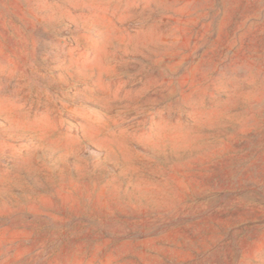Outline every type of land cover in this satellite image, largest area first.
Returning a JSON list of instances; mask_svg holds the SVG:
<instances>
[{
  "label": "rangeland",
  "instance_id": "obj_1",
  "mask_svg": "<svg viewBox=\"0 0 264 264\" xmlns=\"http://www.w3.org/2000/svg\"><path fill=\"white\" fill-rule=\"evenodd\" d=\"M0 264H264V0H0Z\"/></svg>",
  "mask_w": 264,
  "mask_h": 264
}]
</instances>
